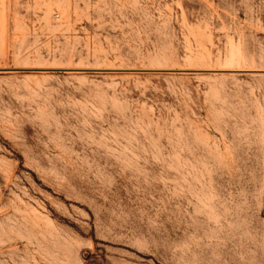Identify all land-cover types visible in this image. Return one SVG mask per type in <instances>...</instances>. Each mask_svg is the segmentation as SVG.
I'll use <instances>...</instances> for the list:
<instances>
[{"label":"rangeland","instance_id":"obj_1","mask_svg":"<svg viewBox=\"0 0 264 264\" xmlns=\"http://www.w3.org/2000/svg\"><path fill=\"white\" fill-rule=\"evenodd\" d=\"M0 264H264V0H0Z\"/></svg>","mask_w":264,"mask_h":264}]
</instances>
